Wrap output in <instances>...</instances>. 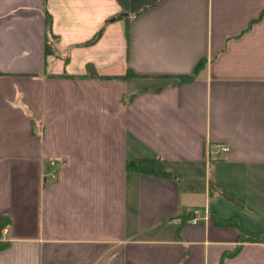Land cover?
Here are the masks:
<instances>
[{
	"label": "crops",
	"instance_id": "0c3cea01",
	"mask_svg": "<svg viewBox=\"0 0 264 264\" xmlns=\"http://www.w3.org/2000/svg\"><path fill=\"white\" fill-rule=\"evenodd\" d=\"M1 214L0 264H264V0H0Z\"/></svg>",
	"mask_w": 264,
	"mask_h": 264
},
{
	"label": "trees",
	"instance_id": "16d2710c",
	"mask_svg": "<svg viewBox=\"0 0 264 264\" xmlns=\"http://www.w3.org/2000/svg\"><path fill=\"white\" fill-rule=\"evenodd\" d=\"M102 28L96 34L91 41L87 42H93L95 41L98 36L100 35ZM205 65V59H200L197 64L195 65L193 72L191 74H180V75H166L164 77L166 78H173L175 79V82H184V81H190L193 80L197 73L204 67ZM89 73L91 76H96L95 72L92 68H89ZM137 76L135 73H133L130 69L127 70V72L122 76L123 78L128 77H135ZM146 89V88H141ZM133 96V94L131 95ZM127 168L135 170L137 172L146 173L150 175L160 176V177H171L174 174H176V168L169 163L168 161L162 160L159 157L152 156V157H143V158H133L130 159L127 163ZM223 194V193H220ZM228 198H232L230 195H227ZM210 213V210H209ZM10 219L6 214L0 215V229L4 227L5 225L9 224ZM219 222L225 225H236L240 228L241 234L239 236V242L242 241H264V231L257 232V233H249L247 232L243 226L240 223V220L237 217H229L226 219H219ZM0 246H5L4 243H0ZM240 248V245H238L235 250L231 253L234 254L237 252V250Z\"/></svg>",
	"mask_w": 264,
	"mask_h": 264
},
{
	"label": "built area",
	"instance_id": "2783aa9c",
	"mask_svg": "<svg viewBox=\"0 0 264 264\" xmlns=\"http://www.w3.org/2000/svg\"><path fill=\"white\" fill-rule=\"evenodd\" d=\"M215 147L222 151V152H227L228 151V146L222 143H217L215 144ZM188 221L191 223H198L202 220H205L209 216V208L208 206H204L202 208L199 207H193L188 211Z\"/></svg>",
	"mask_w": 264,
	"mask_h": 264
}]
</instances>
